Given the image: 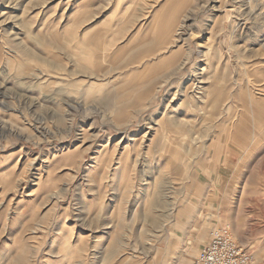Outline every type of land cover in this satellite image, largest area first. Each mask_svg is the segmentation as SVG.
I'll return each mask as SVG.
<instances>
[{
    "label": "rangeland",
    "instance_id": "374dc122",
    "mask_svg": "<svg viewBox=\"0 0 264 264\" xmlns=\"http://www.w3.org/2000/svg\"><path fill=\"white\" fill-rule=\"evenodd\" d=\"M156 1L0 0V264H194L226 225L264 264V0H186L149 91Z\"/></svg>",
    "mask_w": 264,
    "mask_h": 264
},
{
    "label": "crops",
    "instance_id": "0c3cea01",
    "mask_svg": "<svg viewBox=\"0 0 264 264\" xmlns=\"http://www.w3.org/2000/svg\"><path fill=\"white\" fill-rule=\"evenodd\" d=\"M158 2L156 1L155 3ZM185 10L186 0H164L163 3L152 8L151 18L148 23L152 30L153 41L149 48L141 52L144 57V60H142L144 67L138 69L139 72H135V75L144 81L138 84L146 87L149 91L161 83L163 79H169L172 75L171 73H175L181 68L179 65L181 60L177 62L175 55V52L179 51L180 46L175 49L174 45L185 23ZM171 51H174L172 55L170 54ZM163 57L164 59L162 60ZM128 65L124 67L126 70L136 69L135 67L128 68ZM164 65H169L170 67L167 72L162 73L161 70Z\"/></svg>",
    "mask_w": 264,
    "mask_h": 264
},
{
    "label": "built area",
    "instance_id": "2783aa9c",
    "mask_svg": "<svg viewBox=\"0 0 264 264\" xmlns=\"http://www.w3.org/2000/svg\"><path fill=\"white\" fill-rule=\"evenodd\" d=\"M249 7L256 0H241ZM253 256L234 239L230 226L212 230L208 244L199 252L194 264H253Z\"/></svg>",
    "mask_w": 264,
    "mask_h": 264
},
{
    "label": "bare ground",
    "instance_id": "6f19581e",
    "mask_svg": "<svg viewBox=\"0 0 264 264\" xmlns=\"http://www.w3.org/2000/svg\"><path fill=\"white\" fill-rule=\"evenodd\" d=\"M241 7H244L245 9H248V10H249V8H250V7H245L243 4H242ZM228 11H234V10H233V8H230ZM224 15H225V14H224Z\"/></svg>",
    "mask_w": 264,
    "mask_h": 264
},
{
    "label": "water",
    "instance_id": "95a60500",
    "mask_svg": "<svg viewBox=\"0 0 264 264\" xmlns=\"http://www.w3.org/2000/svg\"><path fill=\"white\" fill-rule=\"evenodd\" d=\"M230 14H231V11H229V12H228L227 16L229 17V16H230Z\"/></svg>",
    "mask_w": 264,
    "mask_h": 264
}]
</instances>
